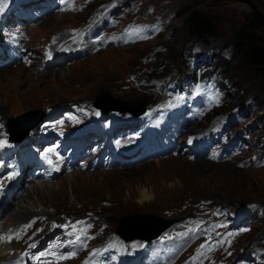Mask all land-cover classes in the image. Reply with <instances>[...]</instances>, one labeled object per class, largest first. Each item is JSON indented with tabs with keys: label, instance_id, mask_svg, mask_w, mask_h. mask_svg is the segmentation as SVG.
Returning a JSON list of instances; mask_svg holds the SVG:
<instances>
[{
	"label": "rangeland",
	"instance_id": "374dc122",
	"mask_svg": "<svg viewBox=\"0 0 264 264\" xmlns=\"http://www.w3.org/2000/svg\"><path fill=\"white\" fill-rule=\"evenodd\" d=\"M50 1L52 12H43L46 0L24 7L39 13L38 22L27 27L25 43L13 41L24 54L31 52V57L39 59L0 69H8L0 73V108L7 112L0 114L4 146L9 139L5 119L63 109L55 117L60 130L54 132L57 124L50 121L43 130L45 140L40 141L43 132L38 140H31V150L38 153L48 145L56 146L54 136L67 144L71 143L69 131L80 126L88 131L89 121L101 116L95 106L100 100L150 104L139 119L143 122L131 123L134 130L121 127L133 118L130 115L113 113L104 119L107 137L97 146L90 143L96 148L90 157L95 161L94 171H90L88 158L86 169L61 174L39 196L33 184L25 187L27 175L10 178L12 187L22 179L20 189L27 188L31 197L21 208L13 205L12 211L30 206L50 219L35 217L26 223L30 234L21 252L49 233L44 248H51L48 242L65 229L68 233L62 237L67 249L69 237H73L71 244L83 246L81 255H73L79 259L67 264H124L109 254L98 259L96 250L110 245L113 249V243L122 242L117 232L126 218L153 214L164 221L184 220L166 231L162 241L184 236L188 241H181L183 250L178 254L174 243L154 255L147 244L138 241L119 246L131 248L135 255L149 254L154 263L151 259L146 264H264V80L241 57H233L228 46L253 8L236 0ZM13 2L0 0L5 7L0 12L3 25L7 19L1 15ZM254 4L264 12V0H254ZM16 6L15 11L20 9ZM194 11L215 22L216 38L191 37L188 18ZM14 12L5 31L0 27V41L10 38L15 29L19 15ZM40 15L48 21H40ZM260 35L264 45V33ZM50 56L69 58L64 67L41 71ZM221 60H230V69L225 71ZM218 71L222 76H217ZM18 99L23 101L20 110ZM147 139L151 145L143 144ZM105 149L109 155H101ZM135 149V153L128 152ZM112 162L114 167L107 169ZM143 193L153 201L141 208L137 201ZM127 201L138 208H127ZM4 224L0 232L12 229L11 222ZM121 254L130 256L127 249Z\"/></svg>",
	"mask_w": 264,
	"mask_h": 264
},
{
	"label": "bare ground",
	"instance_id": "6f19581e",
	"mask_svg": "<svg viewBox=\"0 0 264 264\" xmlns=\"http://www.w3.org/2000/svg\"><path fill=\"white\" fill-rule=\"evenodd\" d=\"M15 1L16 0H14V2ZM14 2L12 3V5L9 6V8L7 9V11L6 12H3L2 15H1L5 19H7V22L4 24L5 26L0 21V23H1V26L0 27L3 28L4 31H5L4 28L6 27V24L9 23V22L12 23L13 12L15 11V7H17ZM31 4H41V0L32 2ZM24 7H28V6L27 5H24ZM40 8L42 9V7H39V9ZM44 11H50V12H52V8L50 10L45 9ZM45 18H43V16L40 15L38 19L40 21L47 22L48 21V19H47L48 17H45ZM7 26H9V25H7ZM23 30H24V28L21 27L19 31H23ZM21 34L22 33L20 32L19 35H21ZM78 42L79 41H77V43ZM79 43H81V44H88L87 42H85V40H81V42H79ZM29 58L30 59H37L38 57H35V56L31 57L30 56ZM58 58H61L62 59L64 57L63 56L62 57L61 56H58ZM45 63H46V59L44 61V64ZM56 63L58 64V61H56ZM21 65L22 64H20L19 66H21ZM57 68H59V67H57ZM5 71H8V69L7 70H4V71L0 70V73H5ZM22 71H24V70H22ZM20 76H22V75H20ZM16 101H17L16 102L17 103V109L19 107V110H20V107L22 108V106H23V104H22L23 101L20 100V99H18ZM21 101H22V103H21ZM4 113L7 114L6 109L0 108V114H4ZM5 120L8 123L9 122L11 123V120L10 119H5ZM47 125H49V124H47ZM86 132H87L86 130H83V133H86ZM39 136H37V137L34 136L33 137V138H35L34 140H38ZM44 136H45V133L43 132L41 134V136H40L41 137L40 138V141L41 142H43L45 140L46 137H44ZM53 145H55V144H53ZM56 146H57L56 148L59 147V142L58 141H57ZM46 147L51 148L52 145H50V146L48 145ZM7 148L8 147H4L3 149L6 150ZM196 148L198 149V146ZM46 152H47V149H46ZM53 166L55 167L56 170L57 169H60V172L62 171L61 172L62 175L65 174L66 170L63 169L64 168V165H61V164H53ZM1 170H0V173H1ZM54 174H56V172ZM11 177H15V176H11ZM10 178L8 179V182H9ZM19 178H21V175H19ZM27 179H28V176L26 177V179H23V182L24 181H27ZM37 179H38V181H37ZM4 180H7V179L6 178H0V182H2ZM74 180H75V177H73V179L71 180V182H74ZM8 182L5 184V186L3 188H0V189H3V193L0 194V213H3L2 217H0V227H2V229H4L3 228V226L5 225L4 223L11 222L12 229H9L8 232H5V231L4 232H0V264H47V263H49V259L50 258L51 259H56L55 261L52 260L51 262H55L56 263L57 260L59 261V259H63L64 264H67V263H70V262H72V261H74L76 259H79V258H77L78 257L77 255L80 254V252H77L76 249H79V247H80V249H82L83 246L79 242H75L72 245H78V248L77 247H74V246H70V248L68 247V249H67L66 248L67 247L66 246V242L64 241V238L63 237H58L52 243L51 242H48L51 245V248L45 249L44 248L46 246V244L44 243L45 242V239L47 238L48 235H52L51 233H49L48 235H46L40 241L32 243V245L30 246V249L28 251H25L23 253L21 252L20 249L25 246L26 239H27L28 235L30 234V232H27L25 230L26 223H28L30 221L32 222V219L35 218V217H40L42 220L48 222L47 219H49L48 218L49 216L47 214L41 212V211H35L33 208H32L33 209V211H32L31 208H30V206L23 207L22 209H19V211L16 210L17 212L14 213V211H12V210H14L13 209L14 207H12V206L15 205V206H18L19 208H21L22 202H25V200H27V199H31L30 194H29L30 191L27 189L28 186L26 188L27 191H23L24 189H22V190L20 189L22 187V185H20L18 182H16L14 184L15 187L14 186L12 187L11 183L9 184ZM47 183H49V182H43V178H35V177H33L31 179V182H30V184H33V186L31 187L32 190H33V192L36 193L38 196L41 195V194H43L46 191V189L50 186V184H47ZM55 188H58V187H55L53 185V189H55ZM58 189L60 191V188H58ZM8 194H10L11 196L9 197ZM10 198H12V199H11V201L8 202V200ZM152 201H153V197L152 196L143 193L142 198L139 201H137V203L139 205L138 207H141L142 208V207H145L147 205H151V202ZM126 205H127V208H129V209H136V208H138L136 206V204L134 202H132V201H127V204ZM33 206L35 207V204L34 203L32 204V207ZM10 211H12V212H10ZM45 218H47V219H45ZM134 223L135 222L133 220H128L127 222H123V225L124 226L121 227L119 231L120 232H123V233L124 232L131 233V231L133 232L135 228H138L137 226H140L141 227V230L142 229L145 230L144 227H147L146 230L149 229V225L148 226L147 225H143L142 226V225L139 224V222L136 225ZM119 231L117 233L119 235H121L119 233ZM10 235H12L11 240H9V238H8ZM86 237H88V236H86ZM67 239L68 238H66V240ZM43 249H45V250H43ZM82 253H84V252H82ZM73 255H76L77 257H75ZM94 260H95V258H94ZM86 261H87V259L85 260V263H86Z\"/></svg>",
	"mask_w": 264,
	"mask_h": 264
},
{
	"label": "trees",
	"instance_id": "16d2710c",
	"mask_svg": "<svg viewBox=\"0 0 264 264\" xmlns=\"http://www.w3.org/2000/svg\"><path fill=\"white\" fill-rule=\"evenodd\" d=\"M236 1L251 6L253 11L245 19L240 30L234 33L228 46L232 49L233 57H241L244 64L251 67L258 78L264 80V45L260 37V34L264 33V12L258 9L254 4V0ZM185 10L182 14L188 11V9ZM188 26L193 38L210 40L218 36V28L215 22L198 11H194L189 15ZM220 66H224L226 71L230 69L231 61L221 60ZM222 74L220 71L217 72L218 77Z\"/></svg>",
	"mask_w": 264,
	"mask_h": 264
},
{
	"label": "water",
	"instance_id": "95a60500",
	"mask_svg": "<svg viewBox=\"0 0 264 264\" xmlns=\"http://www.w3.org/2000/svg\"><path fill=\"white\" fill-rule=\"evenodd\" d=\"M106 98H111L107 96ZM150 101H133L131 103H124L120 101H115L111 104H106L105 101H99L95 106L102 111V113L108 115L112 112L118 111L121 113H131L136 117H140L146 113L147 107L149 106ZM44 119V111L32 112L27 115H23L19 118H15L11 123H7L9 133L12 136L13 141H19L22 138L26 137L30 131L36 128L41 121ZM128 220L138 221L140 225H149V229L144 227L141 230L140 226L135 228L131 233L129 232H120L121 236L127 241L134 240H145L147 242H152L153 240L158 239L168 228H170L175 220H162L159 217L153 214H142L131 216L125 219V222ZM163 222V224H152V222ZM136 225V224H135ZM131 228V227H130Z\"/></svg>",
	"mask_w": 264,
	"mask_h": 264
},
{
	"label": "snow or ice",
	"instance_id": "6c2138e0",
	"mask_svg": "<svg viewBox=\"0 0 264 264\" xmlns=\"http://www.w3.org/2000/svg\"><path fill=\"white\" fill-rule=\"evenodd\" d=\"M2 11H3V6H2V4H0V12H2ZM3 146H4V142L0 141V147H3Z\"/></svg>",
	"mask_w": 264,
	"mask_h": 264
}]
</instances>
